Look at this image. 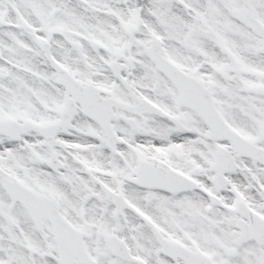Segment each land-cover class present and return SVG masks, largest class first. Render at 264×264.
<instances>
[{
    "label": "snow or ice",
    "instance_id": "6c2138e0",
    "mask_svg": "<svg viewBox=\"0 0 264 264\" xmlns=\"http://www.w3.org/2000/svg\"><path fill=\"white\" fill-rule=\"evenodd\" d=\"M0 264H264V0H0Z\"/></svg>",
    "mask_w": 264,
    "mask_h": 264
}]
</instances>
